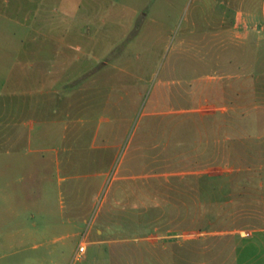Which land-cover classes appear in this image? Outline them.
<instances>
[{"label": "rangeland", "instance_id": "obj_1", "mask_svg": "<svg viewBox=\"0 0 264 264\" xmlns=\"http://www.w3.org/2000/svg\"><path fill=\"white\" fill-rule=\"evenodd\" d=\"M248 11L261 0H0V264H205L189 177L221 159L220 78L264 74ZM23 123L55 129L29 155L43 173L17 174Z\"/></svg>", "mask_w": 264, "mask_h": 264}, {"label": "crops", "instance_id": "obj_2", "mask_svg": "<svg viewBox=\"0 0 264 264\" xmlns=\"http://www.w3.org/2000/svg\"><path fill=\"white\" fill-rule=\"evenodd\" d=\"M247 14L255 19L258 34L264 35V0H261L260 12ZM239 20L237 15L234 28L247 29L248 22ZM229 32L232 29L219 35ZM235 35L240 38L237 32ZM221 59V56L212 57L215 62L220 60L221 66L233 62L230 56ZM259 62L264 63L257 59L255 67ZM220 79L221 88L215 91L214 102L207 100L215 107L212 112L221 115L222 123L213 127L217 133L215 141L221 144V159L213 161L217 166L205 174L210 179L205 203V264H264V74L224 75ZM201 108L196 107L195 111L201 112ZM17 128L26 133L24 138L17 139V149L21 144L27 147L24 156H17V174L37 175L47 171L48 160L43 155H29L34 152L38 139L51 138L55 129L49 128L35 136L33 124L23 123ZM67 130L65 127L58 135L62 143L67 139ZM206 143L209 147L208 136ZM32 207L42 213H52L48 206L37 207L35 203ZM37 235L34 231L28 234L21 231L17 236L23 242Z\"/></svg>", "mask_w": 264, "mask_h": 264}, {"label": "trees", "instance_id": "obj_3", "mask_svg": "<svg viewBox=\"0 0 264 264\" xmlns=\"http://www.w3.org/2000/svg\"><path fill=\"white\" fill-rule=\"evenodd\" d=\"M189 180L191 181V183L193 184H197L200 185L203 189H201L202 191L207 190V187L209 185L210 179L207 177H195V176H190ZM206 194V192H205Z\"/></svg>", "mask_w": 264, "mask_h": 264}, {"label": "built area", "instance_id": "obj_4", "mask_svg": "<svg viewBox=\"0 0 264 264\" xmlns=\"http://www.w3.org/2000/svg\"><path fill=\"white\" fill-rule=\"evenodd\" d=\"M195 235H199L198 232H195ZM85 252H86V245H85V242L82 241L79 245L78 251L76 253V257L79 258L83 256Z\"/></svg>", "mask_w": 264, "mask_h": 264}]
</instances>
